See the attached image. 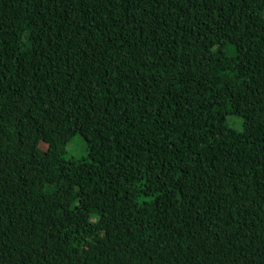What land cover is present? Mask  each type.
I'll list each match as a JSON object with an SVG mask.
<instances>
[{
  "label": "trees",
  "instance_id": "obj_1",
  "mask_svg": "<svg viewBox=\"0 0 264 264\" xmlns=\"http://www.w3.org/2000/svg\"><path fill=\"white\" fill-rule=\"evenodd\" d=\"M0 264H264V0H0Z\"/></svg>",
  "mask_w": 264,
  "mask_h": 264
},
{
  "label": "rangeland",
  "instance_id": "obj_2",
  "mask_svg": "<svg viewBox=\"0 0 264 264\" xmlns=\"http://www.w3.org/2000/svg\"><path fill=\"white\" fill-rule=\"evenodd\" d=\"M226 124L228 127L239 131L241 129L242 120L238 117L228 115L226 116ZM66 151L68 157L78 159L84 155V144L78 137H75L66 145Z\"/></svg>",
  "mask_w": 264,
  "mask_h": 264
}]
</instances>
